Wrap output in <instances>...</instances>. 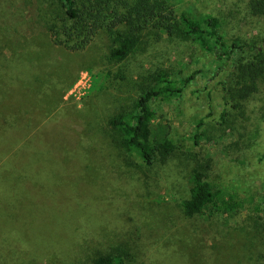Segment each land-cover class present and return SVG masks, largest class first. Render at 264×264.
<instances>
[{"label": "trees", "instance_id": "1", "mask_svg": "<svg viewBox=\"0 0 264 264\" xmlns=\"http://www.w3.org/2000/svg\"><path fill=\"white\" fill-rule=\"evenodd\" d=\"M245 2L246 16H264V0ZM192 6L194 11L190 7L180 10L178 0H0V165L32 138L37 137L39 144L44 137L53 135L64 143L52 159L59 164L72 163L64 179L75 187L63 233L30 236L10 224L0 227V237L15 243L20 250L15 252L22 253V257L49 248L53 242L60 243L62 248L64 241H70L71 246H77L79 253L73 252L72 257L78 261L86 256L89 264H129L146 254L147 244L164 228L169 229L164 222L158 225L159 221H173L179 216L194 219L236 215L248 209L241 231L244 238L236 232L227 233L231 239L238 235L243 248L233 243L228 249L239 255L238 264H248L253 257L264 264V192L259 199L247 192L241 195L210 177L208 161L194 162L190 156L178 163L188 174V188L186 196L175 201L176 208L172 207L173 201L164 198L154 201L158 210L153 221L144 231L141 225L136 226L133 239L126 241L129 250L116 243L110 244V248L103 243L102 238L111 239L106 229L120 210L115 203L119 200L111 197V191L117 187V181L126 180V166L137 165L128 156L152 167L158 162L167 163L177 154L173 140L165 132L159 136L154 133L153 104L180 95L195 73L179 84L168 70L159 68L140 93L132 98L128 95L127 101L105 123L103 111L112 101L104 91L99 72L83 107L74 105L75 109L68 114L63 112L64 94L74 82L76 72L91 73L93 69L91 60L70 69L72 59L82 57L81 53L104 40L108 49L104 58L121 68L133 54L146 52L152 40L180 38L212 53L221 61L220 67L233 59L234 84L223 89L243 116V102L258 91L264 80V38L227 43L220 16L200 11L196 4ZM111 75L106 73L107 77ZM99 97H104L100 106L96 102ZM234 118L236 121L238 117ZM222 120L227 122L226 113ZM203 122L200 119L197 127ZM194 136L198 140L200 134L196 132ZM105 138L111 144H105ZM144 201L149 205L152 200ZM132 207L138 210L134 201ZM83 222L87 237L79 240ZM88 224L96 226L95 233L89 235ZM244 249L249 258L241 254ZM219 258L218 254L215 260Z\"/></svg>", "mask_w": 264, "mask_h": 264}, {"label": "rangeland", "instance_id": "2", "mask_svg": "<svg viewBox=\"0 0 264 264\" xmlns=\"http://www.w3.org/2000/svg\"><path fill=\"white\" fill-rule=\"evenodd\" d=\"M178 1L180 10L190 7L194 11L191 5L196 4V9L220 16L227 43L264 38V16H246L247 0ZM151 42L146 52L133 54L121 68L104 58L108 50L104 40L81 53L82 57L67 62L71 70L89 64L90 60L94 65L91 73L87 70L76 72L74 82L64 94L63 112L68 114L75 109L74 105L83 107L92 92L94 76L101 72L104 91L112 101L103 111L105 123L118 111V106L127 101L128 95L132 98L140 93L159 68L168 70L179 84L195 73L180 95L169 101L154 102V133L159 136L165 132L173 140L177 154L167 163L158 162L152 167L144 166L135 156H128L129 161L137 165L126 166L123 171L126 180L117 181V187L111 191V197L119 200L115 203L120 210L106 229L111 239L102 238L107 247L116 243L129 250L126 241L133 239L136 226L141 225L142 230L153 221L155 210H158L154 201L164 198L173 201L172 207L176 208L175 201L186 196L188 188V174L178 167L179 160L185 156H190L192 161L195 159L194 162L208 161L210 177L228 184L241 195L252 194L259 199L264 192V80L259 83L258 91L243 102L241 116L223 89V86L234 84L233 59L220 67L221 61L212 53L189 40L163 38ZM108 71L112 73L110 77L106 76ZM103 98L97 99L98 106L103 104ZM224 113L225 123L222 120ZM234 117H238L236 121ZM200 119L204 122L197 127ZM196 132L200 134L198 140L194 136ZM44 139L37 144V137L32 138L0 165V227L10 224L11 228L30 233V236L49 237L63 233L68 225L66 213L73 206L70 197L74 199L75 187L65 182L64 177L68 176L72 163L59 164L52 159L63 140L53 135ZM108 139L103 140L105 144H111ZM145 198L152 200L149 205L145 204ZM133 201L138 207L136 211L135 207L131 208ZM247 213L248 209L236 215L194 219L179 216L173 221H159L158 225L164 222L169 229L164 228L147 244L146 254L130 260L129 264H238L239 255L232 254L228 247L233 243L243 246L238 235L244 238L241 231ZM262 215L264 219V213ZM82 224L79 240L87 237L86 224ZM95 227L87 225L89 235L95 233ZM228 232L239 234L231 239ZM59 244L53 242L49 248L22 257L21 252H15L18 249L15 243L0 237V264H89L86 256L80 261L72 257L73 252L79 251L70 241H64L62 248ZM218 254L220 258L216 261ZM241 254L249 258L245 249ZM248 262L262 264L255 257Z\"/></svg>", "mask_w": 264, "mask_h": 264}]
</instances>
